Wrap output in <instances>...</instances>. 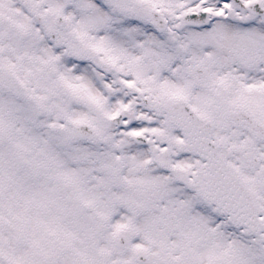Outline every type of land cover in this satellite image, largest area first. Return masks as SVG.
Wrapping results in <instances>:
<instances>
[{
    "label": "snow or ice",
    "instance_id": "6c2138e0",
    "mask_svg": "<svg viewBox=\"0 0 264 264\" xmlns=\"http://www.w3.org/2000/svg\"><path fill=\"white\" fill-rule=\"evenodd\" d=\"M0 264H264V0H0Z\"/></svg>",
    "mask_w": 264,
    "mask_h": 264
}]
</instances>
